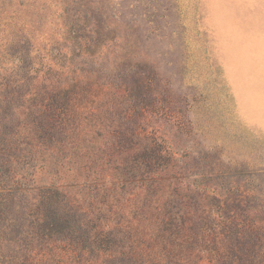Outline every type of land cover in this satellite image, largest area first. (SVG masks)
<instances>
[{
	"label": "trees",
	"instance_id": "1",
	"mask_svg": "<svg viewBox=\"0 0 264 264\" xmlns=\"http://www.w3.org/2000/svg\"><path fill=\"white\" fill-rule=\"evenodd\" d=\"M26 62L0 75V264H264V225L190 181L138 97Z\"/></svg>",
	"mask_w": 264,
	"mask_h": 264
},
{
	"label": "rangeland",
	"instance_id": "2",
	"mask_svg": "<svg viewBox=\"0 0 264 264\" xmlns=\"http://www.w3.org/2000/svg\"><path fill=\"white\" fill-rule=\"evenodd\" d=\"M71 25L93 36L78 56ZM13 57L107 96L126 88L190 181L208 176L264 225V0H0V75Z\"/></svg>",
	"mask_w": 264,
	"mask_h": 264
}]
</instances>
